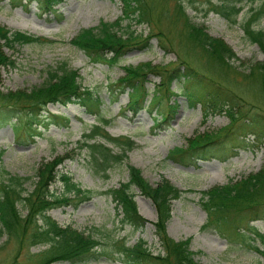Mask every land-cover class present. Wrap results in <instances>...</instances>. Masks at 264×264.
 Segmentation results:
<instances>
[{
    "label": "trees",
    "instance_id": "trees-1",
    "mask_svg": "<svg viewBox=\"0 0 264 264\" xmlns=\"http://www.w3.org/2000/svg\"><path fill=\"white\" fill-rule=\"evenodd\" d=\"M8 1L12 6L20 4V0ZM32 1L40 8H48L51 0H25L27 4ZM180 1L189 3L194 10L197 5H204L207 8L204 11L206 14L214 11L232 24L237 22V15L243 9V0H217L215 3L204 0L201 1L202 4H198L196 0ZM180 1L176 2L171 13L163 6L158 14L150 5V0H121L119 18L81 29L70 40V44L82 51L90 62L107 65L116 63L130 50L146 48L148 40L153 37L160 43L163 51L172 52L174 43L171 40L174 39L165 37L157 28V32L153 31L158 19L166 15L171 24L181 25L183 40L176 43L182 55L170 67L153 66L149 62L123 66V74L103 86L110 101L113 102L126 91L124 112L136 113L142 108L148 95L144 87L147 76L153 75L159 79L151 91L147 105L155 112L156 118L152 121L155 127L160 122L166 123L175 114L174 107L169 103L165 105L166 110L160 109L165 100L175 95L169 88L172 81L181 82L179 93L186 98L189 106L200 103L203 115L225 114L228 118L225 126L215 131L197 133L187 139L185 146L172 147L167 151L166 158L182 166H195L199 161L213 158L224 159L245 146L251 136L255 142L264 144V113L247 107L223 82L205 73L208 71H200L185 58L187 51L192 50L193 53L197 50L212 69H217L222 64L230 68L228 61L235 58V54L223 40L211 37L201 24L193 22ZM263 15L261 7L255 9L248 20L245 19L242 23V28L249 41L256 43L264 54V31L253 28V24ZM122 21L149 25L151 31L140 38L134 29L121 31ZM50 42L51 40L40 36L10 31L0 26V68L12 64V60L3 52V47ZM187 44L189 47L185 49ZM250 69L249 75L264 84V60ZM78 78L77 71L61 62L55 68L46 70L45 80L39 86L5 93L0 90V127H10L16 144H31L49 126L67 127L68 118L48 112V104L76 103L94 116V123L86 132H82L74 154L84 150L94 173L106 177L107 171L115 163H121L127 158L126 153L135 144L127 136H111L106 132V121L100 113L102 100L99 90L81 86ZM1 153L2 150L0 156ZM65 159H71V155L64 154L41 162L34 173L35 180L29 191L23 186L26 177L9 175L0 168V234L5 235L6 241L15 240L17 245L22 242L45 245L38 251L39 257L34 262L25 264H48L59 260L81 262L97 258L101 253L114 256L125 264H198L193 258L194 252L189 248V238L174 241L165 233V224L170 217V203L179 199L185 191L170 184L165 178L151 185L141 177L138 168L129 164L125 166L127 179L105 193L110 196L119 224L129 225L134 229L143 227L148 220L137 212L133 190H137L139 195L151 202L155 209V220L151 224L160 245L155 253L142 240L133 245H125L123 240L110 239L108 245L111 247L105 251L101 242L90 234H84L70 226L58 225L47 215L48 210L74 199H88L92 194L88 189H81L67 173L57 170L56 167ZM56 181L62 190L58 195L49 190V186ZM70 194L72 198L68 197ZM200 194L199 204L206 214L203 229L212 228L230 243L247 245L264 257V247L251 244V240L258 238L264 246V235L250 224L264 219V161L257 172L236 181L231 180L225 185L213 186ZM248 232L254 236H247ZM8 264L15 263L11 261Z\"/></svg>",
    "mask_w": 264,
    "mask_h": 264
},
{
    "label": "rangeland",
    "instance_id": "rangeland-1",
    "mask_svg": "<svg viewBox=\"0 0 264 264\" xmlns=\"http://www.w3.org/2000/svg\"><path fill=\"white\" fill-rule=\"evenodd\" d=\"M178 1L180 0H150V5L158 14L164 7L171 13ZM196 1L198 4L204 2ZM210 1L215 3L217 0ZM180 2L193 22L201 24L211 37L223 40L235 54V58L228 61L230 68L222 64L217 69H212L197 50L193 53L192 50L187 51L185 58L200 71H208L205 73L223 82L247 107L264 113V84L249 75L250 67L263 61L264 54L256 43L249 41L242 28V23L248 20L255 9L261 7L264 14V0H243V9L237 15L235 24L214 11L206 14L204 11L207 8L204 5H197L198 9L194 10L189 3ZM19 3L12 6L8 0H0V26L10 31L40 36L52 42L3 47V52L9 56L12 64L0 68V90L5 93L39 86L45 80L47 69H53L64 62L69 68L77 71L81 86L99 90L102 100L100 113L106 121V132L111 136L130 137L135 147L126 153L127 158L124 161L115 163L107 171L106 177L94 173L84 150L74 154L82 132H86L94 123V116L76 103H52L46 106V110L66 116L67 127L50 126L35 138L33 143L26 145L13 142L8 125L0 128V168L9 175L26 177L23 186L29 191L35 180L34 173L41 162L64 154L71 155V159H65L56 167L57 170L67 173L81 189H88L92 194L88 199H74L70 203L54 207L48 210L47 215L60 226H70L84 234H90L101 242L105 251L111 247L108 245L110 239L123 240L125 245H133L142 240L155 253L160 245L151 224L155 220V209L151 202L139 195L137 190H133L137 212L148 220L143 227L134 229L129 225L119 224L110 196L105 193L127 179L125 166L132 165L139 169L141 177L151 185L165 178L170 184L185 191L179 199L170 203V217L165 224V233L174 241L189 238V248L194 252L193 258L198 264H264V257L256 250L240 243H230L212 228L203 229L206 214L199 204L202 191L257 172L264 161V144L255 142L251 136L245 146L224 159L200 161L195 166L179 165L166 158L167 151L172 147L185 146L187 139L197 133L220 129L228 123L227 116L223 113L203 115L200 103L189 106L186 98L179 93L181 82L172 81L169 88L175 95L165 100L160 109L166 110L165 105L169 103L174 107L175 114H172L166 123L160 122L155 127L152 121L156 115L147 103L154 85L158 82L157 76H147L144 87L148 95L142 108L133 114L124 112L126 91L111 102L103 89L106 83L123 74L122 67L125 65L134 66L149 62L153 66H174L179 55H182L176 43L183 40L181 25L171 24L170 18L164 15L158 19L156 27L154 26V32L159 30L165 37L174 39L171 40L174 43L172 52L163 51L160 43L153 37L148 40L146 48L130 50L112 65L91 63L82 51L70 44V40L81 29L119 18L121 0H51L48 8L36 6L35 1L27 4L25 0H20ZM253 28L264 31V15L253 24ZM132 29L140 38L151 31L150 26L146 24L121 22V31ZM188 47V44L185 45V49ZM49 190L55 195L62 191L57 181L49 186ZM68 197L72 198V195ZM21 213L24 214L23 211ZM250 224L264 235V219ZM247 234L254 236L250 232ZM251 244L264 247L258 238L251 240ZM44 247L42 244L30 245L28 242L17 245L15 240L6 241L5 235L0 234V264H8L11 261L15 264L34 262L39 257L38 251ZM48 264L125 263L114 256L101 253L97 258L81 262L59 260Z\"/></svg>",
    "mask_w": 264,
    "mask_h": 264
},
{
    "label": "bare ground",
    "instance_id": "bare-ground-1",
    "mask_svg": "<svg viewBox=\"0 0 264 264\" xmlns=\"http://www.w3.org/2000/svg\"><path fill=\"white\" fill-rule=\"evenodd\" d=\"M146 216V214H144Z\"/></svg>",
    "mask_w": 264,
    "mask_h": 264
}]
</instances>
